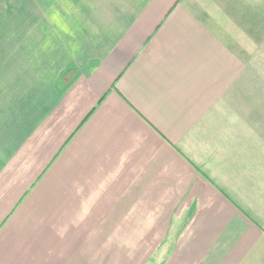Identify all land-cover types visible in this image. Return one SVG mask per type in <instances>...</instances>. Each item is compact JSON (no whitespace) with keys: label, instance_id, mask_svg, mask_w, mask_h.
<instances>
[{"label":"crops","instance_id":"1","mask_svg":"<svg viewBox=\"0 0 264 264\" xmlns=\"http://www.w3.org/2000/svg\"><path fill=\"white\" fill-rule=\"evenodd\" d=\"M37 1L0 62V264H264V0Z\"/></svg>","mask_w":264,"mask_h":264},{"label":"rangeland","instance_id":"2","mask_svg":"<svg viewBox=\"0 0 264 264\" xmlns=\"http://www.w3.org/2000/svg\"><path fill=\"white\" fill-rule=\"evenodd\" d=\"M45 6L37 0H0V62L25 55L27 47L35 44L38 27L45 17L50 19L44 14ZM260 57L256 67L264 71V49Z\"/></svg>","mask_w":264,"mask_h":264}]
</instances>
